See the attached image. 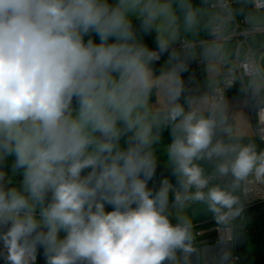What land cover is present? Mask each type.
<instances>
[{
	"label": "clouds",
	"instance_id": "clouds-1",
	"mask_svg": "<svg viewBox=\"0 0 264 264\" xmlns=\"http://www.w3.org/2000/svg\"><path fill=\"white\" fill-rule=\"evenodd\" d=\"M261 145L264 0H0L3 264H237Z\"/></svg>",
	"mask_w": 264,
	"mask_h": 264
},
{
	"label": "trees",
	"instance_id": "trees-1",
	"mask_svg": "<svg viewBox=\"0 0 264 264\" xmlns=\"http://www.w3.org/2000/svg\"><path fill=\"white\" fill-rule=\"evenodd\" d=\"M145 41L151 47H155L153 34L146 36ZM165 59L166 57H162L161 61L156 65L157 69H159L160 64H162ZM245 215L254 225L250 228L247 227V232L250 234L251 237H253L255 241L259 243H264V202L261 204H255L253 206L247 207ZM207 220H212V218H208L204 221ZM245 235L246 234L244 233V236ZM236 254L239 257V261L237 262V264H264V253L254 254L248 253L246 250H244L243 253Z\"/></svg>",
	"mask_w": 264,
	"mask_h": 264
},
{
	"label": "crops",
	"instance_id": "crops-1",
	"mask_svg": "<svg viewBox=\"0 0 264 264\" xmlns=\"http://www.w3.org/2000/svg\"><path fill=\"white\" fill-rule=\"evenodd\" d=\"M153 35H155V34L153 33ZM191 70L195 73V76H196L197 80H202L203 79L202 66L201 67H197L196 63H193L191 65ZM185 79H187V74H185ZM238 88H239V86L237 85L236 87H234L227 94V96L229 97L230 101L232 100L233 97L238 95ZM245 112L249 116V118L251 119L250 110L245 109ZM164 136H165V143H166L167 139H168V133L165 132ZM261 146L264 147L263 145H261ZM160 151H161V154L163 155L162 149ZM11 159L12 158H9V160L7 162V165H8L9 169H10V166H11ZM164 160H165V158L161 157L160 162H159L158 167H157V174H156V178H155V181H154L157 187L159 185V180L162 179L163 177H166V176L169 177L170 179H172L173 182H175L174 178L171 177L170 170L165 167ZM152 184H153V182H150L149 186L151 187ZM107 210H111V208H108ZM195 215L197 216L196 220L194 221L195 224H198L200 222H204V220H206L208 218H211V216H205L203 213H200L199 209H196ZM249 224H253V223H251L250 220L248 219L247 225H249ZM247 225H245V226L247 227ZM245 238H246V235H245ZM199 239L206 241L209 244V246H214L215 243H216V240H215L216 239V235H215V233L213 231H208V229H206L204 234H202V236ZM245 250H246V248H245ZM0 264H3L2 260H0ZM38 264H45V260L43 258V250L42 249L40 250V255L38 256Z\"/></svg>",
	"mask_w": 264,
	"mask_h": 264
},
{
	"label": "built area",
	"instance_id": "built-area-1",
	"mask_svg": "<svg viewBox=\"0 0 264 264\" xmlns=\"http://www.w3.org/2000/svg\"><path fill=\"white\" fill-rule=\"evenodd\" d=\"M196 65H197V67H201V65L200 64H198V63H196ZM237 85H235V86H233L228 92H227V94L234 88V87H236ZM250 113H251V118H252V112L250 111ZM252 123L254 124L255 123V120L253 119L252 120ZM264 146V145H263ZM264 202V198H260V197H258V198H255V199H252V200H250V203H249V205L247 206V207H250V206H253V205H255V204H261V203H263ZM211 223H212V226H211ZM196 227H197V229L198 230H200L203 234H204V232L206 231V229H208V231H213L214 233H215V235H216V239L215 240H217L218 239V233L215 231V222H214V220L212 219V220H207V221H204V222H200V223H198V224H196ZM244 233L246 234L247 233V227L245 226V229H244ZM236 251H235V249H234V255H236L237 256V254L235 253ZM238 257V256H237ZM239 261V257H238V260H237V262Z\"/></svg>",
	"mask_w": 264,
	"mask_h": 264
},
{
	"label": "rangeland",
	"instance_id": "rangeland-1",
	"mask_svg": "<svg viewBox=\"0 0 264 264\" xmlns=\"http://www.w3.org/2000/svg\"><path fill=\"white\" fill-rule=\"evenodd\" d=\"M247 225V224H246ZM253 224L247 225V227H253ZM246 251L248 253L262 254L264 253V243H259L251 237L248 232L246 233Z\"/></svg>",
	"mask_w": 264,
	"mask_h": 264
},
{
	"label": "water",
	"instance_id": "water-1",
	"mask_svg": "<svg viewBox=\"0 0 264 264\" xmlns=\"http://www.w3.org/2000/svg\"><path fill=\"white\" fill-rule=\"evenodd\" d=\"M245 248H246V238L244 236L242 242H238L237 243V246L235 247V250H236L237 253L240 254V253H243V251L245 250Z\"/></svg>",
	"mask_w": 264,
	"mask_h": 264
}]
</instances>
